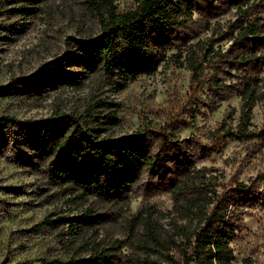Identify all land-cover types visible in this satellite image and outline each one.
Instances as JSON below:
<instances>
[{
	"label": "trees",
	"instance_id": "obj_1",
	"mask_svg": "<svg viewBox=\"0 0 264 264\" xmlns=\"http://www.w3.org/2000/svg\"><path fill=\"white\" fill-rule=\"evenodd\" d=\"M46 1L0 0L21 17L37 15ZM82 3L97 32L70 37L63 56L44 67L40 76L15 78L13 84L29 93L46 85L56 87V82L83 87L97 73L99 82L79 106L57 107L38 119L1 115L0 133L9 132L15 154L45 171L69 206L87 205L75 216H47V226L69 223L74 236L93 234L118 213H98L95 203L122 208L134 194L166 193L172 205L164 214L150 204L130 214L129 228L141 227L136 244L142 256L120 252L119 239L106 246L81 238L67 258L15 264H230L231 242L242 225L238 208L260 202L264 173L248 182L235 177L221 182L210 168L195 163L219 152L229 140L264 145V124L257 129L251 123L253 108L264 102V0H135L125 9L116 0ZM199 9L211 17L234 12L236 19L223 34L230 41L227 48L214 47L211 37L193 41L198 36L191 33L193 16ZM160 65L189 71L187 89L174 96L164 112L167 121L144 118L132 132L117 133L115 95ZM75 66L80 69L73 70ZM234 94L240 99L237 122L222 120L209 130L205 138L213 142L176 135L195 115L217 109ZM158 215L167 219L164 225Z\"/></svg>",
	"mask_w": 264,
	"mask_h": 264
},
{
	"label": "rangeland",
	"instance_id": "obj_2",
	"mask_svg": "<svg viewBox=\"0 0 264 264\" xmlns=\"http://www.w3.org/2000/svg\"><path fill=\"white\" fill-rule=\"evenodd\" d=\"M134 1L116 0L121 9L133 6ZM193 18L195 27L191 33H198L193 41L211 37L214 47H228L230 41L223 34L228 23L236 19L233 11L211 17L204 9H199ZM96 32L95 22L84 10L82 0H47L33 17L14 15L0 2V116L38 119L49 116L57 107L82 104L88 92L99 82L98 73L90 76L83 87L56 82V87L46 85L29 93L18 91L13 80L40 76L44 67L63 56L64 44L70 37ZM79 69L80 66H75L73 70ZM188 77L189 71L183 67L160 65L153 73L129 81L115 95L119 108L117 133L132 132L142 125L144 118L165 123L167 115L164 112L174 96L185 92ZM239 102V97L232 95L217 109L195 115L194 121L176 135L181 139L195 136L202 144L213 142L205 138L206 134L222 120L235 124ZM251 123L257 129L264 124V102L253 108ZM8 133L7 130L0 133V264L56 256L67 258L77 250L81 238L97 239L106 246L119 239L123 241L120 252L142 256L136 244L141 227L129 228L126 222L130 214L138 212L143 204L166 213L172 205L168 194L148 197L134 194L130 203L122 208L111 203H95L98 213H118L102 222L98 232L93 234L84 232V235L74 236L68 231L69 223L47 226L44 223L47 216H75L79 208L87 205L69 206L45 171L28 165L15 154L8 142ZM195 164L210 168L221 182L233 177L248 182L264 173V145L256 140H229L219 152L199 159ZM259 193L261 200L258 204L246 203L238 208L242 225L231 242L233 257L230 264H264V182ZM166 222L167 219L160 215L159 223L164 225Z\"/></svg>",
	"mask_w": 264,
	"mask_h": 264
}]
</instances>
